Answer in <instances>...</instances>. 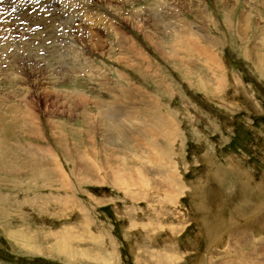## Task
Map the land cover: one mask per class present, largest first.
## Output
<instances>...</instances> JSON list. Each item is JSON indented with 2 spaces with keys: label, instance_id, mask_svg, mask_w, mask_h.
I'll return each mask as SVG.
<instances>
[{
  "label": "rangeland",
  "instance_id": "374dc122",
  "mask_svg": "<svg viewBox=\"0 0 264 264\" xmlns=\"http://www.w3.org/2000/svg\"><path fill=\"white\" fill-rule=\"evenodd\" d=\"M159 1L0 0L1 264H264V0Z\"/></svg>",
  "mask_w": 264,
  "mask_h": 264
},
{
  "label": "bare ground",
  "instance_id": "6f19581e",
  "mask_svg": "<svg viewBox=\"0 0 264 264\" xmlns=\"http://www.w3.org/2000/svg\"><path fill=\"white\" fill-rule=\"evenodd\" d=\"M84 1V0H83ZM104 1V0H103ZM106 1V0H105ZM115 1H117V0H115ZM131 1V0H130ZM161 1V0H160ZM160 1L157 3V4H159V5H162L161 3H160ZM166 1V0H165ZM21 2V1H20ZM19 2V3H20ZM80 2V1H79ZM82 2V1H81ZM86 2V1H85ZM110 2V1H109ZM113 2V1H112ZM126 2H128V1H126ZM193 2V1H192ZM84 3V2H83ZM111 3V2H110ZM116 3V2H115ZM117 3H119V2H117ZM121 3V2H120ZM119 3V4H120ZM129 3V2H128ZM24 4V3H23ZM27 4V3H26ZM126 4V3H125ZM86 5V4H85ZM106 5H107V3H106ZM58 6V5H57ZM81 6V5H80ZM109 6V5H108ZM117 6V5H116ZM119 6V5H118ZM121 6H122V3H121ZM120 6V7H121ZM156 6H158V5H156ZM202 6V5H201ZM45 7V6H44ZM70 7H72V6H70ZM31 8H33V7H31ZM93 8V7H92ZM109 8V7H108ZM114 8H115V5H114ZM148 8V7H147ZM146 8V9H147ZM153 8V7H152ZM159 8H161V6H159ZM34 9V8H33ZM87 9V8H86ZM110 9H112V8H110ZM117 9V8H116ZM150 9H151V7H150ZM28 10V9H27ZM118 10V9H117ZM121 10V9H120ZM145 10V9H144ZM76 11V10H75ZM87 11V10H86ZM91 11V10H90ZM94 11V10H93ZM114 11H116V10H114ZM146 11V10H145ZM151 11V10H150ZM153 11V10H152ZM166 11V10H165ZM96 12V11H95ZM99 12V11H98ZM117 12V11H116ZM130 13V12H129ZM173 13V12H172ZM113 14H114V12H113ZM116 14V13H115ZM123 14V13H122ZM121 14V15H122ZM158 14V13H157ZM2 15V14H1ZM23 15V14H22ZM117 15H118V13H117ZM130 15V14H129ZM133 15V14H132ZM132 15H130V16H132ZM118 16H120V14L118 15ZM141 16V15H140ZM143 16H145V15H143ZM114 17V16H113ZM150 17V16H149ZM81 18V17H80ZM98 18V17H97ZM117 18V17H116ZM146 18V17H145ZM157 18V17H156ZM31 19V18H30ZM33 19V18H32ZM36 19V18H35ZM53 19H54V17H53ZM56 19V18H55ZM54 19V21H56ZM128 19V18H127ZM132 19H133V17H132ZM131 19V20H132ZM148 19H151V18H148ZM152 19H154V17L152 18ZM152 19H151V21H152ZM38 20V19H37ZM124 20V19H123ZM129 20H130V18H129ZM131 20H130V22H131ZM157 19H155V21H156ZM6 21V20H5ZM51 22L53 21V20H50ZM97 21V20H96ZM155 21H152V22H149V23H152V24H154L155 25V23L157 22H155ZM227 21V20H226ZM42 22V21H41ZM50 22V23H51ZM57 22V21H56ZM146 22H147V20H146ZM3 23H4V21H3ZM68 23V22H67ZM90 23V22H89ZM131 23H133V22H131ZM53 24V23H52ZM54 24H55V22H54ZM174 24V23H173ZM173 24H172V27H173ZM176 24V23H175ZM178 24H176V25H174V27L175 26H177ZM54 26V25H53ZM97 26V25H96ZM99 26V25H98ZM107 26V25H106ZM146 26V25H145ZM167 26V25H166ZM168 26H169V24H168ZM170 27H171V24H170ZM53 28V27H52ZM55 28V27H54ZM99 28V27H98ZM168 28V27H167ZM67 29V28H66ZM116 29V28H115ZM176 29H177V27H176ZM175 28H173V30H176ZM108 30V29H107ZM171 30V29H170ZM172 30V31H173ZM177 31L179 32V28L177 29ZM263 31H264V29H263ZM262 30H261V32L263 33V35H264V32H263ZM106 32V31H105ZM115 32V31H114ZM118 32H120V30H118V31H116L115 33H117L118 34ZM174 32V31H173ZM256 32V31H255ZM55 33V32H54ZM172 33V32H171ZM120 35L122 34L121 32L119 33ZM173 34V33H172ZM115 35V34H114ZM236 35V34H235ZM124 36V35H123ZM127 36V35H126ZM147 36V35H146ZM237 36V35H236ZM54 37V36H53ZM57 37V36H56ZM118 36H116L115 38H117ZM238 37V36H237ZM252 37V36H251ZM59 38V37H58ZM122 38V37H121ZM55 39H57V38H55ZM120 39V38H119ZM243 39V38H242ZM93 41V40H92ZM54 42H55V40H54ZM118 42V41H117ZM119 43V42H118ZM7 44V43H6ZM4 45V44H3ZM76 45V44H75ZM54 46V45H53ZM56 46V45H55ZM71 46V45H70ZM73 46V45H72ZM6 47H9V46H6ZM57 47V46H56ZM55 47V48H56ZM59 47V46H58ZM1 48V47H0ZM74 48V47H73ZM111 49L110 50H108V52H109V54H112V52L114 51V47H110ZM70 49H72V48H70ZM74 50H75V48H74ZM80 52H83V49H78ZM2 51V50H1ZM160 51V50H159ZM16 52V51H15ZM50 52H53V50L52 51H50ZM71 52V51H70ZM55 53V52H54ZM75 54V53H74ZM86 54V53H85ZM8 55V54H7ZM46 55H48V52H47V54ZM79 56V55H78ZM7 58V57H6ZM19 58V57H18ZM9 59V58H8ZM31 59V58H30ZM7 60V59H6ZM23 60V59H22ZM32 60V59H31ZM34 60V59H33ZM9 61V60H8ZM24 61V60H23ZM30 61V60H29ZM51 61V60H50ZM43 62V61H42ZM52 62V61H51ZM11 63V62H10ZM23 63V62H22ZM25 63V62H24ZM33 63V62H32ZM31 63V64H32ZM34 63H36V62H34ZM45 63V62H44ZM7 64H9V62L7 63ZM12 64V63H11ZM15 64V63H14ZM26 64V63H25ZM10 65V64H9ZM13 65V64H12ZM20 65V64H19ZM47 65V64H46ZM45 65V66H46ZM86 65H87V67H91V69H94L92 66L93 65H90V63H86ZM85 65V66H86ZM16 66V65H15ZM14 66V67H15ZM18 66V65H17ZM36 66V65H35ZM45 66H43L44 68H45ZM73 66H76V65H73ZM8 67V69H9V67L10 66H7ZM14 67H13V69H14ZM20 68H21V66H19ZM77 67V66H76ZM17 69H18V67H16ZM40 68V67H39ZM43 68V69H44ZM85 68V67H84ZM83 68V69H84ZM255 70L258 72V74L257 75H259L260 77H262V79L264 78V61H262L261 59H259V58H257L256 59V62H255ZM7 69V68H6ZM16 69V70H17ZM23 69V68H22ZM71 69V72H72V70H73V72L74 71H76V68H70ZM69 69V70H70ZM89 69V68H88ZM96 69V68H95ZM24 70V69H23ZM37 70V69H36ZM42 70V69H41ZM45 70H46V68H45ZM55 70V69H54ZM43 71V70H42ZM17 72H19V71H17ZM24 72V71H23ZM20 73V72H19ZM9 74V73H8ZM17 74V73H16ZM40 74V73H39ZM80 74V73H79ZM10 75V74H9ZM128 85V84H127ZM242 85V84H241ZM243 86V85H242ZM132 88H133V85H132ZM132 88H128L127 90H124V89H122L123 91H127L128 92V90H130L131 91V89ZM244 88V87H243ZM239 89V88H238ZM242 90V89H241ZM129 91V92H130ZM101 106H103V105H100V107ZM113 107V106H112ZM112 109V108H111ZM17 110V109H16ZM119 115V114H118ZM132 116L134 117L135 116V114H133L132 113ZM158 116H159V114H158ZM27 117V116H26ZM29 117V116H28ZM114 117H116L117 118V115L116 114H111V118H114ZM123 117V116H122ZM125 117V116H124ZM155 117H156V115H155ZM106 118H109V116H106ZM126 118V117H125ZM130 118V117H129ZM131 119V118H130ZM129 119V120H130ZM156 119L157 120H155V125L157 126V127H164V126H166V124L164 123V118L162 119V116L161 117H156ZM24 122V121H23ZM111 122V121H110ZM118 122V121H117ZM124 122V121H123ZM32 124H33V127H29V131H30V133H35L36 132V130H37V127L35 128V126H34V123L32 122ZM24 125V124H23ZM113 125V124H112ZM129 125V124H128ZM115 129V128H114ZM117 130V129H116ZM31 145H33V144H31ZM25 146H30V143H26V145ZM32 148H34V147H32ZM30 149V148H29ZM33 151V150H32ZM133 155V154H132ZM137 170V169H136ZM112 171V170H111ZM141 171L138 169V171H137V173H140ZM250 174V173H249ZM122 175V174H121ZM121 175H120V173L117 171L116 172V174H112V179H113V181H121V180H124V178L122 179V177H121ZM246 175V174H245ZM123 176H124V174H123ZM127 176V175H126ZM129 177H130V175H128ZM127 176V177H128ZM125 177V176H124ZM142 178H143V176H142ZM129 179V178H128ZM138 179V178H137ZM252 179V178H251ZM250 180V179H249ZM125 181V180H124ZM123 181V182H124ZM119 182L117 183V184H119ZM131 182V181H130ZM168 182H170V181H168ZM143 183V182H142ZM145 183V182H144ZM143 183V184H144ZM171 183V182H170ZM173 183H176V181H174ZM244 183V182H243ZM127 184V183H126ZM125 184V185H126ZM140 184V183H139ZM120 185V184H119ZM172 186H174V185H172ZM189 186L191 187V189L194 187V186H199L198 184H189ZM127 187V186H126ZM125 187V188H126ZM256 187H259V186H256ZM263 187V186H262ZM124 188V187H123ZM177 188V187H176ZM128 189V188H127ZM130 189V188H129ZM178 189H180V187L178 188ZM187 190H189V189H187ZM122 191V190H121ZM124 191H125V189H124ZM189 191H191V190H189ZM264 192V191H263ZM124 193V192H123ZM193 195V194H192ZM255 198V197H254ZM251 201V200H250ZM246 202H249L248 200H246ZM246 202H245V204H246ZM251 202H253V201H251ZM250 203V202H249ZM248 208V207H247ZM240 209V208H239ZM262 211H264V197H261V198H259L258 197V199L255 201V202H253L252 204H251V207L249 208V210H248V212L245 214L244 213V215H238V216H240L241 217V219H243L244 221H248V220H250V221H254V220H256L257 218V216L262 212ZM240 212V211H239ZM238 213V212H237ZM236 217V216H235ZM235 217H233V215H230V218H228L225 222H227L225 225H227V226H225V227H223V229H226V230H229V229H231L230 227H233L236 223H237V220L235 219ZM237 225V224H236ZM204 228H205V226H203ZM208 228H215L216 230L217 229H219L220 227H221V224H217L216 226H211V225H208L207 226ZM91 238H93L94 240H95V238L94 237H91ZM68 239V238H67ZM219 239H221V237H219ZM67 241V240H66ZM96 242H98V243H100V244H102L103 242V240H101L100 241V238L98 239V240H95ZM69 242V241H68ZM223 244H224V240H223ZM103 245V244H102ZM24 246H26L27 248H29V249H31V250H36V248L33 246V245H31L29 242H26L25 244H24ZM72 246V245H71ZM61 247H63V246H61ZM70 250V248H68V251ZM226 250V247H224V251ZM74 251H76L77 252V250L75 249ZM73 251V252H74ZM99 253V252H98ZM94 254L93 253V255L92 256H90L87 252H80V255H78V256H80L81 258H85L86 260H91V262L93 261V262H96V263H100V257H101V261H102V263L104 262H106L105 261V258L103 257V256H100V253L99 254ZM71 254V253H70ZM70 254L68 253V255L70 256ZM77 254H79V253H77ZM76 254V255H77ZM75 254L73 253L72 254V256H74ZM108 255L109 256H107V257H111V258H114L113 257V255L114 254H111L110 252L108 253ZM175 258V257H174ZM173 258V259H174ZM77 258H75V260H76ZM79 259V258H78ZM155 259V258H154ZM172 259V260H173ZM177 259V258H176ZM80 260V259H79ZM83 260V259H82ZM85 260V261H86ZM108 261H110L109 259H107ZM73 261V260H72ZM111 262V261H110ZM170 262V261H169ZM112 263V262H111ZM111 263H108V264H111ZM179 263H180V261H179ZM1 264V263H0ZM194 264H196V263H194ZM200 264V263H199Z\"/></svg>",
  "mask_w": 264,
  "mask_h": 264
},
{
  "label": "built area",
  "instance_id": "2783aa9c",
  "mask_svg": "<svg viewBox=\"0 0 264 264\" xmlns=\"http://www.w3.org/2000/svg\"><path fill=\"white\" fill-rule=\"evenodd\" d=\"M73 1H75V0H73ZM59 2H60V4L63 2V3H65V2H67V3H73V2H71V0H59ZM70 5L71 4H69V6L68 7H70ZM35 10H37V9H35ZM2 11L4 12L5 10H4V7H2ZM13 12H12V10L11 11H9V14H12ZM40 13H42V9H40L39 10V14ZM87 16L84 14V15H82V18H86ZM25 25V24H24ZM22 26H23V24H22ZM77 26H79L80 27V25H77ZM60 27H62L63 28V32H61V33H59V34H64V33H67L68 31H66V32H64V30H65V28H64V26H61L59 23H57V26L55 27V29H58V30H60ZM1 30H5V31H7L6 29H5V27H0V32H1ZM2 33V32H1ZM2 34H5V33H2ZM57 34V33H56ZM59 34H58V36H59ZM10 35V34H9ZM16 38V39H19V35H12V39L13 38ZM60 38H62V36H60ZM7 39V38H6ZM68 43V42H67ZM69 44V43H68ZM4 46V45H3ZM17 46V45H16ZM67 46V45H66ZM6 47V46H5ZM12 48H13V50H14V47L12 46ZM81 61V60H80ZM94 65V64H93ZM98 66V65H97ZM99 67V66H98ZM82 73H83V75H84V77H85V74L87 73V70H85L84 71V69H82V71H81Z\"/></svg>",
  "mask_w": 264,
  "mask_h": 264
}]
</instances>
